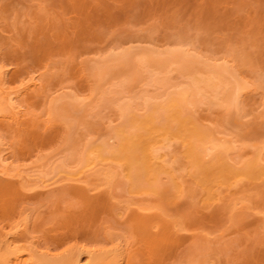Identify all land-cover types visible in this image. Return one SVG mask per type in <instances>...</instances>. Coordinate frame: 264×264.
<instances>
[{"label":"rangeland","instance_id":"obj_1","mask_svg":"<svg viewBox=\"0 0 264 264\" xmlns=\"http://www.w3.org/2000/svg\"><path fill=\"white\" fill-rule=\"evenodd\" d=\"M180 46L200 62L226 63L243 73L239 77L249 84L240 104H189L184 128L154 113L146 128L159 126L155 134L169 135L161 152L173 178L159 173L130 186L124 177L129 168L116 167L119 175L107 184L94 173L101 157L80 167L73 153L109 140L110 129L120 125V97L162 91L147 63L132 61L137 53ZM125 51L131 60L121 58ZM126 62L136 63L138 79L123 85ZM192 63H171L163 76L183 81ZM0 69L1 88L20 94L13 98L16 109L4 99L0 110V180L20 187L19 199L10 198L16 208L8 216L2 214L8 207L0 210L1 247L21 225L39 255L80 252L81 264L88 249L119 253L121 245L127 264H264V0H0ZM137 107L140 118L151 113ZM190 121L200 131L236 140L237 147L194 164L188 156L198 141L190 139ZM74 188L108 200L99 212H86ZM3 197L0 191V203ZM132 214L151 218L152 234L169 227L176 241L153 249L135 233ZM18 242L13 245L21 247Z\"/></svg>","mask_w":264,"mask_h":264},{"label":"bare ground","instance_id":"obj_2","mask_svg":"<svg viewBox=\"0 0 264 264\" xmlns=\"http://www.w3.org/2000/svg\"><path fill=\"white\" fill-rule=\"evenodd\" d=\"M181 47L182 46H180V48H173V50L171 49L170 51L168 50L164 52L153 51L150 49L149 51L147 50L141 53H137L138 56H136L135 60H132V61H136V59L139 60V63L136 66H140V67H143V63H147V66L150 68L149 70L151 72V76L152 77L154 76L153 81L155 82V84L159 86V88H161L162 91L159 92L158 94H154L153 96L148 95V94H140L132 98H129L128 96H125V95L120 97L117 100L116 106H115L116 111L118 112L117 114L122 120L120 125L110 129L112 131V134L111 136H109L110 137L109 140L107 139L102 144H99L96 146H92V145L89 146L90 143H87L85 145L86 147L84 146L83 149L80 150L81 152L77 149L79 152L76 151L77 153H73L76 155L74 156L76 157L74 159L76 160L77 164L80 167L92 165L91 163L94 162V160L96 161V158L101 157V159L103 160V161L102 160L100 161L102 165L99 167L100 169L96 168V170H94V173H97L98 177L101 176L100 178L104 179V181H106L107 184H109V182H111L113 178L119 175V170H117L116 167H123V170L129 168V172L124 174V177L126 178V181L127 183H129L130 186L132 185V182L134 179H142L143 177L145 178L143 180H151L152 178H156V175L159 173H166L170 177L173 178V174L171 173L172 166L169 165L170 164L169 163L170 160L168 159L169 157H165V155L167 156V154L165 152H161L162 148L167 147L163 145H165L166 143L170 141L169 135L165 131L155 134L156 131H158V129L160 130L159 126L146 128V124L153 120L152 117L154 116V113H159L160 116L163 117L164 119L173 117L175 121H177L178 123L180 122L179 123L180 127L184 128V125L186 126L185 124L186 120H189L188 116H186V114L184 115V112L188 111L187 108L189 104L193 105L195 103H203L205 99H207L209 102L213 101L214 103L219 104V105H226L227 107H230V106L237 107L240 104L239 97H241L240 96L241 90L247 87L246 84L247 85L249 84V81L247 83L244 80L245 78H242L244 77L242 75L243 73L240 74L242 77H239L240 75L236 73L237 70L232 69V67L234 66L231 65L232 67L230 66L231 67L230 68L226 63H223V65L217 64L218 65L217 66L215 62H213L214 63L213 65L211 62H209L211 64L209 63L206 64L207 62L205 63L204 61L200 62L199 60L201 59L198 58V55L196 56V54L195 56L198 58L197 60H194V58H189L190 57V56L188 57L189 54L195 57L194 54L188 53L186 51L187 49L185 48H184L185 49L184 51V49H181ZM130 53L132 52L125 51L122 54L120 53L121 58L122 59L127 58L130 55ZM132 59H134V57ZM129 60H131V58ZM191 61L193 63L191 65L190 72L185 75V79L183 81H179L177 83H170L167 80L168 76L167 78L163 76L167 74L168 72L167 67L169 66V64L177 63L180 67H184L186 64H188ZM197 61L199 63L204 62L205 64L202 63L199 65ZM133 63L136 64L135 62ZM133 63L131 64L130 62L127 63L126 71H128V75H127V79L126 78L122 79L123 85H127L128 83H133L134 81L138 79L137 75H135L136 73L132 71V67L134 66ZM100 66H98V68H100ZM0 71H2V69H0ZM102 72L98 71L97 76L101 77L103 75ZM0 73H1L0 74V77H1L3 73L2 72ZM3 79L5 80L4 77L2 78V80ZM241 80L244 82H242ZM3 89L0 86V110L5 108V105L7 107L8 104L10 103H11L10 106L16 105L15 101L13 100L17 99L18 96L20 95L18 93L19 91L17 92L19 94L18 95V94H13L12 91L5 92ZM66 97L70 98L69 96H66ZM4 99H6V103L8 102L5 105H4L5 102H3ZM72 99H73L72 100L73 102L78 101L80 103V101L77 100V98H72ZM53 101L54 102H52L51 108L52 110H55L57 109L58 101H61V100L58 99V100H53ZM64 101H66V99ZM12 102H14L15 104ZM134 104L142 106L141 108L145 111L150 110L151 113L145 114V116L143 117L141 115L142 118L136 116L138 114H136L135 111H136V108H138L139 106L137 107V105H134ZM14 107L16 109L17 105ZM11 110H13V107ZM13 113H16V116H17L16 111L12 112V115ZM182 115L185 116L183 117V119H182ZM17 120H18V117H17ZM188 123L189 122H187V125H189ZM191 123L192 122L190 121V124ZM192 124L190 125L191 127L190 139L194 138V140L198 141V143L197 144L193 143L194 149L190 151L188 158L190 159V156H191V161L194 164H199L200 161L201 160L203 161L204 158L207 156L208 157L214 156L220 151L227 153L230 150H234L237 147L236 140L228 139V138H225L224 136L216 137L213 133H210V132L207 133V132L200 131L199 130L200 128L198 129L196 125L195 126L197 128L194 126V124L193 125ZM142 129L144 132H141ZM186 145L188 146V148L192 147L191 142L187 143ZM1 151L2 150H0V152ZM78 153H80V157ZM0 156L2 157V155ZM106 160L110 163L111 161L115 162L116 166L108 165V163L104 162ZM123 162L128 163V164H124ZM105 164L106 166L103 167V165ZM132 167L134 168L132 169ZM200 167L202 169V164H200ZM207 167L209 169V166ZM207 171L208 170H206L205 172ZM245 172H248V170H245ZM4 174H6V172H4ZM8 174L9 173H7V175ZM235 175H238V174H235ZM0 182H1L0 191L2 192L4 196L3 198L7 199V200L6 199L4 200L5 203L4 202L0 203V210L3 209L2 211H4V209L8 207L9 209L8 208L7 209L9 213H7V210H5L6 213L5 211L2 212V214H6V216H8L11 213L10 211L16 208V205L14 206V204L16 203V201L14 200L15 199L14 197L17 196V198L19 199L20 187L19 186L17 187V185L15 186L12 182L9 183V182L3 181L2 183V180H0ZM147 182H150V181H147ZM74 191H76L74 194L76 196L78 195L80 199H83V203L84 202L86 203V205H84L85 211L86 210L88 211V209L89 211H91V209L97 208L96 211L99 212V210L103 207L104 203L108 200L107 197L102 198V196L100 195L96 197H92L89 195L88 197L87 196L88 194H86L87 190L83 188H78V189L73 190V192ZM17 193L18 195H15ZM8 196H11V197H8ZM10 198H14L13 201H11ZM1 200L2 198L0 199V202ZM2 204L3 205L5 204V205L3 206ZM12 204L14 208L13 206L10 207V205ZM109 209L111 210V207ZM97 212L93 213V215H96ZM132 215H133V221H134V225L136 229L135 233L137 234L139 239L144 240V242L146 241L147 243H150L151 245L149 246H152L153 249L161 248V244H165V246H167V244H170L176 241V240L174 241L175 237L174 238L171 237L172 235L170 234L171 232L169 231L170 229L169 227H165L162 231L152 234L150 231V226L152 222L151 218L148 219L149 217H145V216L143 217L142 215H139V214H132ZM27 219H28V216L23 217V219L20 218V221H18V223L20 224V222L22 221L27 222ZM26 224L27 223L23 224L24 227H27ZM16 225L18 224H15V226ZM18 227L16 230L14 229V231H17ZM20 228H21L20 231H18V234H16L17 237H15L16 235L14 234L15 235L14 236L12 233L13 238L11 240L8 238L9 236L7 237L8 239L3 238L5 239V241H3L4 244H2V247L0 246V264H81L82 257H81L80 252L79 254L76 253L77 255L75 254V256L70 255V253H68L66 255H63V254L58 255V257L56 258L54 256H57V255H54V256L49 255L48 256L49 258H47V255H48L47 253H45L44 256L39 255L40 253L35 249V247L34 249L32 248L34 244L31 246L30 244L31 241L29 240L30 237L27 234L26 230L24 232V229L22 230L23 226L21 225H20ZM21 231H23V233H26L29 239L26 237V234L23 235ZM7 233L9 234L10 232H7ZM14 233H17V232H14ZM19 234H20V237L25 236L26 238L22 237L25 239H22V238L20 239V237L18 236ZM17 238L23 241V242L20 241L22 243L21 247H20L21 244L13 245L15 242L16 243L18 242L17 240L19 239ZM24 240L26 241L28 240L30 242L27 241L26 243V241L24 242ZM25 244L29 246L27 245L25 246ZM122 246L123 245L119 246V248L115 247V249L120 250L119 253L117 251L114 252L115 250L111 251V253L112 252L116 253L115 255L114 253H112L113 256H111L112 254L109 251L104 250L105 252L104 251H100V252L93 251L92 252V250L88 249L89 251H86L84 255L85 256L84 264H127L128 263L127 256L125 255L127 254L126 248ZM35 251L38 253H35ZM106 253H110L109 254L110 256L109 255L106 256ZM51 257H54V258H51Z\"/></svg>","mask_w":264,"mask_h":264}]
</instances>
